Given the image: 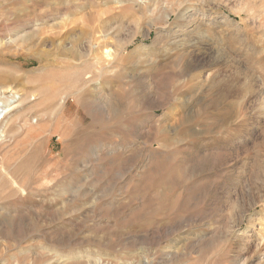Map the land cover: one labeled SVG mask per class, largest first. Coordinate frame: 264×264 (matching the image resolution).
<instances>
[{
    "label": "rangeland",
    "instance_id": "rangeland-1",
    "mask_svg": "<svg viewBox=\"0 0 264 264\" xmlns=\"http://www.w3.org/2000/svg\"><path fill=\"white\" fill-rule=\"evenodd\" d=\"M0 90V264H264V0H0Z\"/></svg>",
    "mask_w": 264,
    "mask_h": 264
},
{
    "label": "bare ground",
    "instance_id": "bare-ground-1",
    "mask_svg": "<svg viewBox=\"0 0 264 264\" xmlns=\"http://www.w3.org/2000/svg\"><path fill=\"white\" fill-rule=\"evenodd\" d=\"M179 15H181V14H179ZM6 40V39H5ZM106 50V49H105ZM111 51V50H110ZM110 51H109V49H108V51L106 50L105 52L103 51V53H104V57H106L107 59L108 58H111V53H110ZM113 54V53H112ZM186 65V64H185ZM188 65H190V64H188ZM191 66V65H190ZM185 69H186V67H184ZM183 68V69H184ZM193 69V68H192ZM187 70V69H186ZM194 71V70H193ZM88 77V76H87ZM87 79V78H86ZM3 90H0V94H1V92H2ZM135 95V94H134ZM6 105V104H5ZM5 105H3V104H1L0 103V124L2 123V119L4 118V116H5V114L6 113H8L11 109H13V107L11 106V108H9L8 106H5ZM20 112V111H19ZM12 116V115H11ZM8 120V119H7ZM1 131V136H4L3 135V131L2 130H0Z\"/></svg>",
    "mask_w": 264,
    "mask_h": 264
}]
</instances>
